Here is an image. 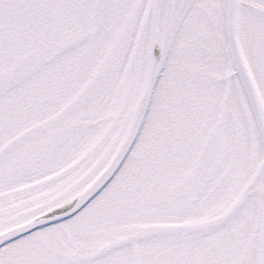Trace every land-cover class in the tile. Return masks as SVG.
<instances>
[{"label": "snow or ice", "instance_id": "snow-or-ice-1", "mask_svg": "<svg viewBox=\"0 0 264 264\" xmlns=\"http://www.w3.org/2000/svg\"><path fill=\"white\" fill-rule=\"evenodd\" d=\"M0 264H264V0H0Z\"/></svg>", "mask_w": 264, "mask_h": 264}]
</instances>
